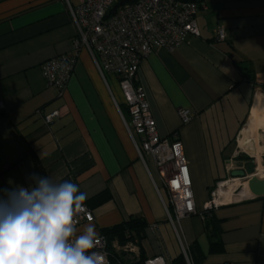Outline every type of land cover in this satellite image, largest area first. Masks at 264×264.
Instances as JSON below:
<instances>
[{
	"label": "crops",
	"instance_id": "0c3cea01",
	"mask_svg": "<svg viewBox=\"0 0 264 264\" xmlns=\"http://www.w3.org/2000/svg\"><path fill=\"white\" fill-rule=\"evenodd\" d=\"M200 1L199 35L171 51L154 49L139 66L158 135L177 133L182 142L198 212L217 184L244 170L252 156L241 133L248 142L264 132L245 131L256 103L264 113V0ZM218 28L225 32L220 41ZM75 34L63 0H0V190L34 186L29 177L39 176L38 160L47 177L87 193L94 221L78 230L94 224L99 235L139 216L146 223L145 259L169 261L196 241L202 264H264V196L238 197L204 218H168L166 189L150 157L145 165L138 156L118 110L129 119L121 89L109 82L117 77L103 78L86 49L62 94L46 85L42 63L69 52ZM247 71L254 82L242 74ZM180 109L189 110V121H181ZM55 110L59 116L46 125L42 115ZM210 241L222 249L209 252Z\"/></svg>",
	"mask_w": 264,
	"mask_h": 264
},
{
	"label": "built area",
	"instance_id": "2783aa9c",
	"mask_svg": "<svg viewBox=\"0 0 264 264\" xmlns=\"http://www.w3.org/2000/svg\"><path fill=\"white\" fill-rule=\"evenodd\" d=\"M63 1L76 27V34L69 52L42 63L41 70L46 85L62 94L73 73L79 52L85 48L103 78L106 74H112L118 79L129 119H125L121 110H118L138 156L145 165V156L150 157L166 189L168 218L179 221L194 214L203 218L209 215L222 204L217 201L222 197L217 192L226 181L217 184L210 192V198L204 204L202 212H198L182 142L177 133L172 135V139L158 135L146 89L139 83V66L146 55L157 48L171 51L188 35H199L195 16L203 2L124 0L120 3L122 0H78L74 6L69 0ZM214 38L217 41L223 40L224 30L218 28ZM178 115L183 123L190 120L188 109L178 110ZM57 116L59 111L55 110L43 114L42 119L47 125ZM234 178L239 177L230 179ZM93 221L91 209L84 204L74 216L73 223L76 227L83 222ZM106 246V238L99 234L92 250L104 256V264H110ZM113 246L116 250L138 255L135 242H127L123 246L115 242ZM187 250L183 248V254L190 264ZM167 262L163 255H155L145 259L143 264Z\"/></svg>",
	"mask_w": 264,
	"mask_h": 264
},
{
	"label": "clouds",
	"instance_id": "9594fccd",
	"mask_svg": "<svg viewBox=\"0 0 264 264\" xmlns=\"http://www.w3.org/2000/svg\"><path fill=\"white\" fill-rule=\"evenodd\" d=\"M29 179L30 188L0 190V264H104L92 250L95 225L78 230L73 223L87 193L69 180Z\"/></svg>",
	"mask_w": 264,
	"mask_h": 264
},
{
	"label": "trees",
	"instance_id": "16d2710c",
	"mask_svg": "<svg viewBox=\"0 0 264 264\" xmlns=\"http://www.w3.org/2000/svg\"><path fill=\"white\" fill-rule=\"evenodd\" d=\"M184 1L200 2V0H184ZM242 74L246 76V78L252 81L254 80L251 71L243 72ZM123 107L127 109L125 103L123 104ZM36 166L39 176L47 177L43 167L41 166L38 160H36ZM84 204L89 207L88 201H85ZM145 227H146V223L141 217L130 216L128 219L122 221L121 223L116 224L109 228H105L101 231V234L106 238V242H107L106 248L109 254L110 264H143L144 263L145 258L143 257V251L140 245V241L144 238ZM211 233L213 236V234H215V231L214 232L212 231ZM115 242L120 246H123L127 242H135L138 247V255H133L131 253H125L121 250H116L113 246V243ZM221 249H222V245L220 242L210 241L209 252L213 253L220 251ZM187 255L190 264H202V262L205 259V254L202 252L196 241H194L188 246ZM167 264H188V263L186 261L184 254L180 253L171 260H169Z\"/></svg>",
	"mask_w": 264,
	"mask_h": 264
},
{
	"label": "rangeland",
	"instance_id": "374dc122",
	"mask_svg": "<svg viewBox=\"0 0 264 264\" xmlns=\"http://www.w3.org/2000/svg\"><path fill=\"white\" fill-rule=\"evenodd\" d=\"M82 49L80 50L79 53H81ZM79 56H80V58H82V53L79 54ZM109 82L111 83L113 88L116 90V92L120 91V86H119V82L117 79L113 78L111 81L109 78ZM261 129L264 130V127H262ZM239 138L240 139L244 138L245 146L242 148H244L248 152V154H250L252 156L248 155L247 156L248 158L245 159L247 161V163L243 169H244L245 175L247 177L246 176L245 177H239L238 182L240 183V185L234 187V191H232L233 196L234 195L237 196L241 192L243 186L250 181V178H251L250 175L255 174L257 172V166H260L262 163H264V132L261 133V130L256 131L255 135L253 137H251L248 142H246V139L248 138V136H243L242 133H241V136ZM255 152H258L260 155V158H257V160L253 154ZM236 198H238V197H236ZM221 199H223L225 201H229L228 197L225 198L224 195H222Z\"/></svg>",
	"mask_w": 264,
	"mask_h": 264
},
{
	"label": "bare ground",
	"instance_id": "6f19581e",
	"mask_svg": "<svg viewBox=\"0 0 264 264\" xmlns=\"http://www.w3.org/2000/svg\"><path fill=\"white\" fill-rule=\"evenodd\" d=\"M260 108L261 107H259L257 103L254 105V107L252 109L253 114L245 126V131L250 136H253L256 129H258L260 127H264V113H261ZM252 176H258L260 178H264V163H262L260 166H257V172L255 174H252L250 177H252ZM238 180H239V178H235V179H230L229 181L224 182L221 185V187L218 189V192H217L218 195L219 196L224 195L225 198L228 197L229 201L236 199V197H241V196L243 197V196L250 195L249 182L243 186L241 192L237 196L232 195V191L234 190V187L240 185ZM217 201L218 202L220 201L222 203L229 202V201H225V200L221 199V197L219 199H217Z\"/></svg>",
	"mask_w": 264,
	"mask_h": 264
},
{
	"label": "water",
	"instance_id": "95a60500",
	"mask_svg": "<svg viewBox=\"0 0 264 264\" xmlns=\"http://www.w3.org/2000/svg\"><path fill=\"white\" fill-rule=\"evenodd\" d=\"M124 0H122L120 3H123ZM233 177H245L244 170H234L232 171ZM247 177V176H246ZM249 191H250V197H260L264 196V178H260L258 176H252L249 181Z\"/></svg>",
	"mask_w": 264,
	"mask_h": 264
}]
</instances>
